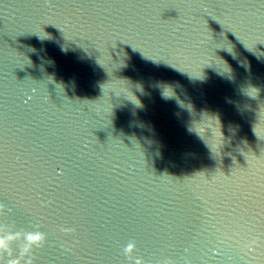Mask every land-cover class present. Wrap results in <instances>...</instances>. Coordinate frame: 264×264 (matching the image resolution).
Returning a JSON list of instances; mask_svg holds the SVG:
<instances>
[{
    "label": "water",
    "instance_id": "water-1",
    "mask_svg": "<svg viewBox=\"0 0 264 264\" xmlns=\"http://www.w3.org/2000/svg\"><path fill=\"white\" fill-rule=\"evenodd\" d=\"M10 234L0 264H264V3L0 0Z\"/></svg>",
    "mask_w": 264,
    "mask_h": 264
},
{
    "label": "clouds",
    "instance_id": "clouds-1",
    "mask_svg": "<svg viewBox=\"0 0 264 264\" xmlns=\"http://www.w3.org/2000/svg\"><path fill=\"white\" fill-rule=\"evenodd\" d=\"M14 239V234H10L8 236H0V253L10 252V247ZM25 239L27 241V244L21 254L22 256L28 255V253L32 250L33 246L39 247L44 240V235L40 232L28 233L25 236ZM134 248L135 245L130 243L127 248H125V254H130L134 250ZM8 264H21V259H11L8 261ZM24 264H32V260L28 259L24 262ZM137 264H140V261H137Z\"/></svg>",
    "mask_w": 264,
    "mask_h": 264
}]
</instances>
